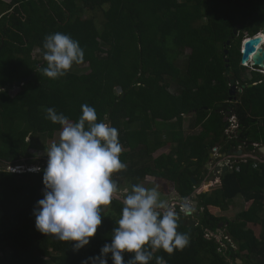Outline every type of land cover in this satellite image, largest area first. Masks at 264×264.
<instances>
[{"label": "trees", "instance_id": "16d2710c", "mask_svg": "<svg viewBox=\"0 0 264 264\" xmlns=\"http://www.w3.org/2000/svg\"><path fill=\"white\" fill-rule=\"evenodd\" d=\"M263 30L264 0H0V161H25L29 169L43 163L41 171L0 169V264H82L111 243L123 207L118 199L104 207L97 233L78 251L75 241L35 227L47 142L62 129L46 119V109L77 122L83 104L118 130L127 169L114 177L129 191L148 178L165 181L171 202L192 201L197 190L200 217L181 216L177 229L189 234V245L173 254L149 248V264L158 256L166 264H264V158L234 160L217 187L200 188L210 179L215 148L255 155L264 147V79L256 73L248 83L238 71L243 41ZM55 32L78 40L85 56L75 71L51 79L41 71L43 42ZM226 59L238 69V87L247 86L235 104ZM228 112L238 122L229 134ZM238 197L246 209L227 218ZM133 255L123 253L125 264ZM107 259L113 264L111 253Z\"/></svg>", "mask_w": 264, "mask_h": 264}, {"label": "clouds", "instance_id": "9594fccd", "mask_svg": "<svg viewBox=\"0 0 264 264\" xmlns=\"http://www.w3.org/2000/svg\"><path fill=\"white\" fill-rule=\"evenodd\" d=\"M43 50L46 67L41 71L51 79L65 76L73 65L84 62L85 53L79 41L61 32L47 35ZM81 110L78 121L72 122L55 108L46 109V119L60 124L62 129L59 142L46 149L44 196L33 211L39 232L59 241H75L73 249L77 251L97 233L104 207L118 198L119 181L114 174L127 169L120 160L118 130L103 121L97 122L94 107L83 104ZM232 116L228 117V125ZM29 170L41 171L38 166ZM158 187L132 185L122 200L121 218L113 229L111 243L104 244L99 256L89 257L82 264H108L109 253L113 264H125V252L134 253L127 264H149L153 259L149 248L173 254L189 245V234L177 229L181 216H193L196 208L189 197L173 203L162 199ZM155 259L156 264H166L163 257Z\"/></svg>", "mask_w": 264, "mask_h": 264}, {"label": "water", "instance_id": "95a60500", "mask_svg": "<svg viewBox=\"0 0 264 264\" xmlns=\"http://www.w3.org/2000/svg\"><path fill=\"white\" fill-rule=\"evenodd\" d=\"M235 34H238V31H235ZM227 45H230V41L227 42ZM228 54H229V51L226 49L225 55L228 56ZM226 63H227L226 68H229V60L228 59H226ZM248 63H251L252 66L259 67V68L264 70V30H263L261 35H258L254 38L245 39L242 43V46H241V65L246 66V64H248ZM229 73H230V70H227L225 76H228ZM32 78H33V76L29 77L28 79L25 80V82H28ZM228 81H229V85H230V90H229L230 99H232V97L236 94V92L241 93L247 87L246 85H242L241 88H239L236 79L230 75H229ZM21 84H22V82L18 83V85H21ZM253 86H254V84L248 85L249 88H252ZM229 116H230V113H227V115L224 119V121L226 123L228 122ZM260 152L262 154H264V147L260 148ZM234 153L236 156H238L240 158H253L255 160L261 161L257 156H254L252 154L244 155L242 149L234 150ZM215 158H216V155L211 154V159H215ZM210 163L206 166V168L208 170H210L211 173L212 172L214 173V176L210 177V182L216 181V179H219L223 173H226L228 171L227 167H224L222 170L220 167L213 168L210 165ZM24 172L25 171H23L21 173H24ZM210 182H205V186H206L205 188H207V186H209ZM193 183L197 184V182L195 180H193ZM193 198H194V200H192V203H193L194 207L196 208L195 214L197 215V217H200V213H199V209H198V201H197V199H198L197 190L194 193ZM117 199L121 200V201L123 200L120 197H118ZM195 223H196L195 221L190 222V224H192V225H194ZM182 224H185V221H182ZM222 226L223 225H220V228H222ZM219 232H220V230H219ZM238 263L242 264V261L238 260Z\"/></svg>", "mask_w": 264, "mask_h": 264}, {"label": "rangeland", "instance_id": "374dc122", "mask_svg": "<svg viewBox=\"0 0 264 264\" xmlns=\"http://www.w3.org/2000/svg\"><path fill=\"white\" fill-rule=\"evenodd\" d=\"M6 2H10L11 0H5ZM263 32V31H262ZM187 51V55H189L190 54V50H186ZM186 54V53H185ZM36 57H37V55H35ZM186 56V55H185ZM184 65V63H182V65H181V67ZM76 70V68L73 70V71H75ZM238 71H240V75H242L243 77H244V81L245 82H248V83H250L253 79H252V76H251V72H249V71H245V74L243 75V69H239ZM239 73V72H238ZM239 75V74H238ZM173 89H177V87L175 86V87H173ZM19 91V89L18 88H16V89H14V91H13V94L15 95L17 92ZM59 134H60V132L59 133H57L56 135H55V137H54V139H52V140H49L48 142H47V146L48 147H50V145L53 143V142H59ZM38 154H40V153H38ZM46 154V153H45ZM220 154V153H219ZM250 154V153H249ZM256 156H258V155H260V156H258V157H262V158H264V154H262V153H256L255 154ZM40 156H44V153H42ZM220 158H218L217 160H214V162H213V165H215V164H217V162H218V160H219ZM222 162V160H220L219 161V163H221ZM25 163V161H21V164H24ZM215 163V164H214ZM218 163V164H219ZM20 164V166H11V165H9V164H6V163H4V162H2V161H0V169H8V170H11V171H15V170H18V171H15V172H23V171H26L27 169H28V171H29V168L28 167H30V166H27L26 164H24V165H21ZM41 165H43V163H39V161H36V164L35 165H32L31 166V168H33V167H35V166H38V167H40ZM115 178V177H114ZM115 179H117L118 181H119V183H118V188H119V192H118V197H120V198H124L127 194H128V192H130L129 191V188H128V184L127 183H125V182H121L119 179H118V177H116ZM165 183V181H163V180H157V179H155V178H148L147 179V181H145V183H143L142 185L143 186H145V187H148V188H151V187H154V186H159L158 187V190L161 192V198L162 199H165V200H167L168 202H170V203H173V202H171V197L173 196L172 195V192L173 191H168V193L169 194H164V192H165V188H164V184ZM217 185L218 184H214V185H212V186H207V190L209 189V188H215V187H217ZM232 208H230V210L229 211H226L225 213H223V215H225L227 218H234L235 217V215H237L239 212H241V211H243V210H245L246 209V207H247V204H245L244 203V199L242 198V197H238L236 200H235V202H234V204L231 206ZM221 239V237L219 238V240ZM238 264H241V263H238Z\"/></svg>", "mask_w": 264, "mask_h": 264}, {"label": "built area", "instance_id": "2783aa9c", "mask_svg": "<svg viewBox=\"0 0 264 264\" xmlns=\"http://www.w3.org/2000/svg\"><path fill=\"white\" fill-rule=\"evenodd\" d=\"M237 118L235 116H232L229 118V125H228V132H234L237 130ZM214 155H216V159L220 158L215 166L216 167H220L221 170L224 168V167H227L228 169L232 168L233 167V162L234 160H244V159H248V158H240L238 156H236L235 154L233 155H222V154H219V150L218 148H215L214 149V152H213ZM222 160L221 163H219V161ZM219 163V164H218ZM205 188V187H204Z\"/></svg>", "mask_w": 264, "mask_h": 264}, {"label": "flooded vegetation", "instance_id": "af4514ba", "mask_svg": "<svg viewBox=\"0 0 264 264\" xmlns=\"http://www.w3.org/2000/svg\"><path fill=\"white\" fill-rule=\"evenodd\" d=\"M227 46H230V45H227ZM226 64H225V68H226ZM244 67V66H243ZM243 69V75L245 74V71H249V72H251V76H252V79H254V77H255V74L256 73H258V74H260L262 77H263V79H264V70L263 69H261V68H259V67H255V66H249V67H244V68H242ZM227 70H230V73H229V75L230 76H233V78H235V77H237V75L239 74V73H237V68H231L230 67V65H229V68H226V72H227ZM226 72H225V75H226ZM229 75L227 76V78H229ZM236 79V78H235ZM237 93H239V92H236V94L232 97V99H230L231 100V102L233 101V100H235V101H237ZM235 101L234 102H232V104L234 103L235 104ZM228 113H231V112H228Z\"/></svg>", "mask_w": 264, "mask_h": 264}, {"label": "crops", "instance_id": "0c3cea01", "mask_svg": "<svg viewBox=\"0 0 264 264\" xmlns=\"http://www.w3.org/2000/svg\"><path fill=\"white\" fill-rule=\"evenodd\" d=\"M186 53H187V51H186ZM184 60H185V58H183V61H184ZM72 69L74 70L75 67L73 66ZM73 70H72V71H73ZM176 87H177V86H176ZM172 89H173V88H172ZM177 92H178V91H177ZM175 94H177V93H175ZM38 146H39V145H38ZM41 147H43V145H42ZM47 147H48V146H47ZM239 149H242V150H243V154H244V155H250V154H251V153L249 154V153H248L247 151H245V149H243V148H239ZM239 149H237V150H239ZM164 151H165V152H168V149L165 148V149H163L162 151H160L159 153L164 152ZM214 164H215V163H214ZM210 165H211L213 168H215V166H216V164L213 165V161L210 163ZM212 173H213V172H212ZM212 173H210V175H209L210 177H212V176H211ZM206 182H210V179H209L208 181H206ZM212 183H213V184H218L219 181H218V179H216V181H214V182H210L209 186H212ZM203 185H204V187H206V186H205V183H203V184L200 186L201 189H202V186H203ZM206 185H207V184H206ZM204 190H207V189L205 188ZM244 203H245V201H244ZM231 208H232V207H231Z\"/></svg>", "mask_w": 264, "mask_h": 264}]
</instances>
